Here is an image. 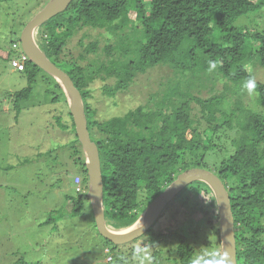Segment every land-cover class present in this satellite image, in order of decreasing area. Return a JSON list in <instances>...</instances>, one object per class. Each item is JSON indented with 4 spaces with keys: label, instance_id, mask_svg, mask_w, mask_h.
<instances>
[{
    "label": "trees",
    "instance_id": "1",
    "mask_svg": "<svg viewBox=\"0 0 264 264\" xmlns=\"http://www.w3.org/2000/svg\"><path fill=\"white\" fill-rule=\"evenodd\" d=\"M263 4L264 0H73L57 18L41 26L40 46L70 74L82 92L91 137L100 151L105 215L111 226L122 228L134 223L179 173L201 166L215 171L229 189L238 264H264V81L255 77L256 66L264 67V31L232 24L237 17ZM87 26L112 32L129 28L122 40L125 46L120 44L125 59L115 57L116 46L110 43L102 47L111 56L109 63L97 64L94 60L83 64L73 55L67 57L68 38ZM136 29L139 37L133 40L132 30ZM215 30L221 33L218 39L212 38ZM83 46L87 52L101 48L97 40ZM160 64L171 66L180 76L155 108L144 105L123 116L104 120L96 117L90 102V85L94 81L115 77V84L104 87L106 94L114 96L126 89L138 72ZM214 68L227 80L223 90L212 86L208 96L191 91L196 89L199 74L209 75ZM41 71L44 72L32 61L21 71L29 84L16 92L17 106L22 99L31 97ZM190 73L191 78L187 77ZM42 78L49 83L53 101L68 107L59 82L47 72ZM249 80L255 81L253 100L257 99L263 109L251 108L246 101L251 95L245 86ZM68 113L76 137L75 152L81 155L76 158L80 171L72 177L78 196L67 194L66 199L73 214L79 215L86 206L92 208L87 194L89 176L69 107ZM61 117L57 116L60 123ZM62 126L70 129L67 123ZM228 130L235 131L234 150L225 156L217 139L227 135ZM219 153L222 159L209 166L206 156ZM75 176L81 178L80 191ZM191 194L209 196L217 207L216 218H209L207 227L194 233L193 242L181 227L197 205ZM168 209L172 215L169 228L161 231L153 226L147 232L149 243L156 245L163 238H175L178 264H222L219 211L211 187L201 181L188 184L164 211ZM94 225L97 227L95 217ZM202 239L208 248L204 257L195 246L196 242L202 245ZM158 251L161 250L158 248L155 254ZM15 264L42 263L22 257Z\"/></svg>",
    "mask_w": 264,
    "mask_h": 264
},
{
    "label": "rangeland",
    "instance_id": "2",
    "mask_svg": "<svg viewBox=\"0 0 264 264\" xmlns=\"http://www.w3.org/2000/svg\"><path fill=\"white\" fill-rule=\"evenodd\" d=\"M48 1L0 0V264H15L22 257L42 264H178L176 240L173 243L163 238L152 245L147 234L114 247L107 244L95 227L90 206L79 215L73 214L66 195L78 196L72 177L80 171L76 158L81 154L75 152L73 145L76 137L68 107L64 102L53 101L49 83L42 78L45 71L39 72L31 97L22 99L18 106L16 104V92L23 90L29 82L24 72L11 66L10 59L17 53L12 44L20 38L26 23ZM130 16L135 17L133 13ZM232 24L251 31H264V4L237 17ZM137 30H132L133 40L139 37ZM125 32L129 33V28ZM125 32L83 27L68 38L65 54L67 57L73 55L83 64L94 60L97 64L109 63L111 56L106 55L102 47L110 43L116 46L115 57L123 60L120 44L124 34L128 35ZM220 36V31L215 30L212 38ZM95 40L100 42V50L85 51L83 43ZM124 44L125 41L121 47ZM256 68V79L264 81V67L258 65ZM214 69L209 75L201 72L196 89L191 91L208 96L212 86L223 90L227 80ZM179 76L167 64L149 67L138 72L129 86L114 96L106 94L104 87L115 84V77L106 81L98 78L90 85L91 106L100 120L126 115L139 106L155 108L164 94L176 85ZM189 76L191 78L193 73ZM255 96V92L251 93L246 101L251 108L263 109L257 99L253 100ZM196 110L197 107L194 112ZM59 114L62 115L61 123L57 118ZM66 123L70 129L62 126ZM234 137L235 131L228 130L227 135L222 134L221 139H217L225 156L234 150ZM222 157V153L207 155L205 161L213 166ZM191 197L197 205L181 227L193 242L194 233L207 227L209 218H216L217 207L209 196L191 194ZM170 211L162 213L155 224L156 230L169 228ZM204 243L203 239L202 245L195 243L203 257L208 254ZM158 248L161 251L155 254Z\"/></svg>",
    "mask_w": 264,
    "mask_h": 264
},
{
    "label": "water",
    "instance_id": "3",
    "mask_svg": "<svg viewBox=\"0 0 264 264\" xmlns=\"http://www.w3.org/2000/svg\"><path fill=\"white\" fill-rule=\"evenodd\" d=\"M73 0H49L25 25L20 34L23 50L31 61L54 77L64 90L69 110L73 116L76 133L82 145L89 176L90 199L99 233L116 245L133 241L147 233L157 222L168 204L190 183L205 182L211 187L219 211L222 264H238L235 218L229 189L213 170L195 166L177 177L146 207L139 218L124 228H111L104 203V180L99 147L91 137L85 103L81 90L68 72L55 64L40 46L38 34L41 26L57 14L65 11ZM141 221V222H140Z\"/></svg>",
    "mask_w": 264,
    "mask_h": 264
},
{
    "label": "built area",
    "instance_id": "4",
    "mask_svg": "<svg viewBox=\"0 0 264 264\" xmlns=\"http://www.w3.org/2000/svg\"><path fill=\"white\" fill-rule=\"evenodd\" d=\"M12 49L15 50L17 53L10 59L11 66L17 71H25L28 62L31 61V59L29 55L23 50L20 39L13 42ZM75 183L77 189L80 191L82 186L81 178L79 176L76 177Z\"/></svg>",
    "mask_w": 264,
    "mask_h": 264
},
{
    "label": "clouds",
    "instance_id": "5",
    "mask_svg": "<svg viewBox=\"0 0 264 264\" xmlns=\"http://www.w3.org/2000/svg\"><path fill=\"white\" fill-rule=\"evenodd\" d=\"M249 91V93L251 94L253 89L255 88V81L254 80H249L246 85H245Z\"/></svg>",
    "mask_w": 264,
    "mask_h": 264
},
{
    "label": "flooded vegetation",
    "instance_id": "6",
    "mask_svg": "<svg viewBox=\"0 0 264 264\" xmlns=\"http://www.w3.org/2000/svg\"><path fill=\"white\" fill-rule=\"evenodd\" d=\"M38 40H39V36H38ZM163 212H164V211H163ZM161 215H162V214H161ZM160 217H161V216H160ZM160 217H159V218H160ZM158 220H159V219H158ZM158 220H157V221H158ZM155 224H156V223H155ZM155 224H154L153 226H155ZM159 230H160V229H159ZM146 234H147V233H145L144 235H142L141 238L144 237ZM139 238H140V237H139ZM168 239H169V240H167L168 242H169V241L173 242V240H174L175 238H174V239H170V238H168ZM167 241H166V242H167ZM130 242H131V241H130ZM127 243H129V242H127ZM124 244H125V243H124ZM122 245H123V244H122ZM140 250H141V249H140Z\"/></svg>",
    "mask_w": 264,
    "mask_h": 264
},
{
    "label": "bare ground",
    "instance_id": "7",
    "mask_svg": "<svg viewBox=\"0 0 264 264\" xmlns=\"http://www.w3.org/2000/svg\"><path fill=\"white\" fill-rule=\"evenodd\" d=\"M140 222H141V221H140ZM109 225H110V224H109ZM129 225H131V224H129ZM129 225H127V226H129ZM127 226H126V227H127ZM110 227H111V228H114V227H113V226H111V225H110ZM115 228H116V227H115ZM122 228H124V227H122Z\"/></svg>",
    "mask_w": 264,
    "mask_h": 264
},
{
    "label": "crops",
    "instance_id": "8",
    "mask_svg": "<svg viewBox=\"0 0 264 264\" xmlns=\"http://www.w3.org/2000/svg\"><path fill=\"white\" fill-rule=\"evenodd\" d=\"M13 69V68H12Z\"/></svg>",
    "mask_w": 264,
    "mask_h": 264
}]
</instances>
